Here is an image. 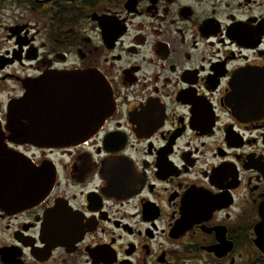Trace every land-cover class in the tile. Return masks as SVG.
Here are the masks:
<instances>
[{
	"label": "flooded vegetation",
	"instance_id": "1",
	"mask_svg": "<svg viewBox=\"0 0 264 264\" xmlns=\"http://www.w3.org/2000/svg\"><path fill=\"white\" fill-rule=\"evenodd\" d=\"M85 72L93 136L8 140L24 83L42 110ZM0 144L24 191L52 180L0 205V264H264V0H0Z\"/></svg>",
	"mask_w": 264,
	"mask_h": 264
},
{
	"label": "water",
	"instance_id": "2",
	"mask_svg": "<svg viewBox=\"0 0 264 264\" xmlns=\"http://www.w3.org/2000/svg\"><path fill=\"white\" fill-rule=\"evenodd\" d=\"M82 90L73 96L60 90L59 102H53L51 95L43 98L47 103L42 110L33 108V101L39 98L35 88L24 83L25 93L20 99L12 100L6 109L5 131L8 140L19 145H32L38 148H58L93 136L110 115L113 105L110 89L105 80L91 72L79 75ZM43 93V91H42ZM67 93V92H66ZM36 107V106H35ZM20 158L4 151L0 144V205L2 207H32L37 205L51 189V179L44 177L39 170L31 171L34 186L29 190L15 184V168ZM9 166L11 169L7 170ZM15 181V182H14ZM29 191V193L27 192Z\"/></svg>",
	"mask_w": 264,
	"mask_h": 264
},
{
	"label": "rangeland",
	"instance_id": "3",
	"mask_svg": "<svg viewBox=\"0 0 264 264\" xmlns=\"http://www.w3.org/2000/svg\"><path fill=\"white\" fill-rule=\"evenodd\" d=\"M5 98V97H4ZM6 99V98H5Z\"/></svg>",
	"mask_w": 264,
	"mask_h": 264
}]
</instances>
